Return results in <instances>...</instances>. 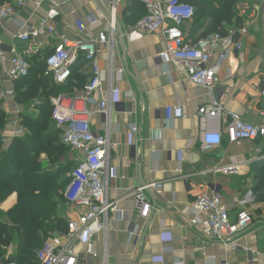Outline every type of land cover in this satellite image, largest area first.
<instances>
[{"label": "crops", "instance_id": "crops-1", "mask_svg": "<svg viewBox=\"0 0 264 264\" xmlns=\"http://www.w3.org/2000/svg\"><path fill=\"white\" fill-rule=\"evenodd\" d=\"M11 1L0 0V5ZM185 1L197 11L192 20L184 24L185 33L194 39L209 32L214 24L215 2L194 0L199 4H192L191 0ZM57 3V33L73 36L75 21L84 19L89 13L102 18L96 25L87 27L86 38H95L98 32L106 29L110 0H57ZM49 5L47 0H30L24 8L1 22L0 45H8L11 49L8 52L0 48V96L13 89V82L7 75L12 50L24 52L36 46L18 43L16 34L42 18ZM143 7L137 0L116 1L117 36L135 24L144 13ZM229 9L235 11V16L229 24H224V33L239 37L241 47L232 50L222 63L220 74L224 75L230 69L232 77L222 79L211 90L193 84L182 87L178 82L180 72L171 62H163L159 57L164 48V39L159 32L146 34L130 44L121 43L117 37L114 64L123 66L125 72L118 82L122 93L114 97L110 108L109 124L98 112L96 104H90L89 109L91 130L96 134H105L108 130L110 135L109 164L116 168L118 177L108 182L109 198L117 202L123 211V219L117 221L110 215L105 249L103 235L99 233L94 237L93 248L97 256L87 254L77 243V264H103L105 258L107 264H264V241L257 237L264 229V200L259 198L260 192L264 191V138L230 144L224 137L219 146L206 149L199 139L198 109L212 101L219 103L222 110L219 116L208 118L207 126L211 130L219 125L223 130L226 114L230 111L251 124H260L264 115V94L261 93L264 90V0H229ZM240 28H246V33H238ZM53 44L51 39L37 52L27 54L31 67L45 57ZM108 51L105 46L97 54L102 69L108 66ZM75 67L77 74L89 79L88 62L79 58L72 64L71 73ZM79 91L75 89L74 94ZM10 97H0L9 116L4 130L7 141L24 133L17 123L20 111ZM174 104H183L186 116L167 121L164 108ZM132 123L137 124L140 131L129 144L127 133ZM178 150H183L181 161L177 158ZM39 161L45 165L46 155L41 154ZM223 164H236V170L226 174L214 170ZM157 182L162 183V192L149 196L152 204L149 218L140 219L130 193L142 184ZM212 190L223 196L232 216L237 211V199L248 191L254 196L256 205L251 213L257 224L237 236L240 246L236 249L213 241L201 242L198 229L190 223L195 215L194 199L198 194ZM13 195L12 204L4 207ZM16 197V193H12L0 208L11 209ZM81 211L66 202L59 212L68 220ZM137 226L144 228L142 240L129 237V232Z\"/></svg>", "mask_w": 264, "mask_h": 264}, {"label": "built area", "instance_id": "built-area-1", "mask_svg": "<svg viewBox=\"0 0 264 264\" xmlns=\"http://www.w3.org/2000/svg\"><path fill=\"white\" fill-rule=\"evenodd\" d=\"M29 1L12 0L0 5V24L24 8ZM47 1L50 5L45 15L15 36L18 43H33L36 44L35 48H28L24 52L13 49L7 75L10 82L28 75L30 63L27 54L37 52L51 39L54 40V44L44 58L45 72L52 76L55 84H63L68 80L71 66L79 58L90 64V77L81 91L72 96L59 94L51 99L52 117L60 130L61 141L78 154L77 164L63 190V197L70 206L80 208L82 211L74 219L67 220L65 232L50 236L36 251L39 264H77L78 255L75 250L77 243L83 246L87 254L97 256L93 248L94 237L99 233L103 235L105 249L110 215L117 221L123 219V211L115 200L109 198L108 182L118 177L116 168L109 164L112 148L110 135L108 130L105 134H96L91 130L89 109L90 104H96L98 112L109 124L108 115L114 97L122 93L118 82L125 72L123 66L116 67L114 64L119 39L122 37L125 43L130 44L141 40L146 34L159 32L164 39V48L159 52V57L163 62H171L180 72L178 82L182 87L186 88L188 84H193L207 90L213 89L222 79L232 77L230 69H227L224 75L220 74L222 63L232 50L241 47V42L233 33L211 32L194 39L189 38L183 26L192 20L195 9L183 0H137L144 6L146 12L134 25L125 29L121 36L116 35L117 0H110L106 29L98 32L95 38H86L87 27L96 25L102 18L89 13L84 19L75 21L76 31L73 36H68L57 33L55 29V21L59 14L57 0ZM238 33H246V28H240ZM105 46L109 49L108 66L102 69L98 64L97 54ZM261 93L264 94V90ZM13 94V89H10L0 97ZM221 110L220 104L216 101L198 109L199 139L204 149L219 146L224 137L230 144L264 138V115L260 124H251L243 121L238 113L230 111L226 114L227 123L223 130L220 125L215 130L209 129L208 118L219 116ZM164 111L167 121L186 116L183 104L167 105ZM139 131L140 127L137 124L130 125L127 133L129 144L134 142ZM182 156L183 150H178L179 161L182 160ZM214 170L224 174L234 172L236 164H223ZM161 192L162 183L157 182L142 184L130 193L140 219L149 218L152 209L149 196ZM255 205L254 196L248 191L237 199V211L232 216L230 208L219 192L214 190L204 192L198 194L192 203L195 215L190 223L198 229L201 242L206 244L213 241L223 247L236 249L240 246L237 236L257 224L251 213ZM144 234V228L137 226L129 232V237L142 240ZM245 249L248 251V248ZM105 259L103 264H107ZM8 264L14 263L10 261Z\"/></svg>", "mask_w": 264, "mask_h": 264}, {"label": "trees", "instance_id": "trees-1", "mask_svg": "<svg viewBox=\"0 0 264 264\" xmlns=\"http://www.w3.org/2000/svg\"><path fill=\"white\" fill-rule=\"evenodd\" d=\"M213 1L217 5L214 24L206 34H225L224 24L230 23L235 11L229 9V0ZM191 3L199 4V1L191 0ZM145 12L144 8L142 15ZM196 14L197 11H194V16ZM239 22L237 18V24ZM44 58L39 59L32 67L30 65L28 75L13 82L14 98L24 107V111L19 112V118L25 133L13 136L10 141L4 136L9 116L0 102V204L12 193L17 196L11 209L4 211L0 208V264H8L10 261L14 264H39L36 251L55 232H65L67 228V218L61 215L58 205L66 203L63 190L70 177L55 180L57 172L39 161L41 154L49 157L54 152L46 144L49 135L60 137V130L56 125L50 128L49 120L53 111L51 97L61 92L53 87L49 91L45 88L53 85L64 87L67 90L64 95L72 96L75 89H83L87 76L77 74L76 66L66 82L55 84L52 76L45 74ZM37 96H40L41 103L34 104L33 108L39 114H28L26 111L31 108L33 98ZM61 145L69 148L62 141ZM259 195L264 200V191ZM13 197L14 195L4 203V207L12 204ZM9 247L12 249L11 255Z\"/></svg>", "mask_w": 264, "mask_h": 264}, {"label": "rangeland", "instance_id": "rangeland-1", "mask_svg": "<svg viewBox=\"0 0 264 264\" xmlns=\"http://www.w3.org/2000/svg\"><path fill=\"white\" fill-rule=\"evenodd\" d=\"M30 74H32V72ZM52 87L58 90V92H61V94H64V92H67V90L64 87H57L54 85L49 86L48 88H45V90L49 91L53 89ZM51 98H53V96ZM10 99L11 101L15 102L20 112L24 111V107L21 104L17 103V100L14 98V94L10 97ZM32 102H33V105L31 104L30 106L31 108H29L26 112H28V114H39L38 111H34V109L32 108L34 104L41 103L40 96L34 97ZM4 103H5V100H4ZM4 106L5 107L7 106L6 103L4 104ZM18 116H19V113H18ZM17 123H18V126H22L20 123V119L19 120L17 119ZM49 126L50 128L55 127V122L53 120V117L49 120ZM22 129H23V132L25 133V129L23 128V126H22ZM46 141H47L46 144H49L51 148L54 150V152H52L49 157L46 156V162H47L46 164L49 168H51L52 171L57 172L56 173L57 176L55 180L60 181L64 178L70 177L71 173L74 170V167L77 164V155H78L77 152L61 145L60 137L57 138L55 135H49V138ZM45 180H48V179H45ZM60 208H61V205H58L59 211H60ZM257 237L260 241L261 240L264 241V229L257 233ZM11 250H9L10 251L9 255L12 254Z\"/></svg>", "mask_w": 264, "mask_h": 264}, {"label": "water", "instance_id": "water-1", "mask_svg": "<svg viewBox=\"0 0 264 264\" xmlns=\"http://www.w3.org/2000/svg\"><path fill=\"white\" fill-rule=\"evenodd\" d=\"M121 35H122V32H121ZM120 41H121V43H124V41H123V38H122V37L120 38ZM0 48H1V49H3V50H6V51H8V52H9V51H10V49H11V48H10V46H8V45H5V44H3V45H0ZM216 88H217V89H219V88H221V86H217ZM221 89H222V88H221Z\"/></svg>", "mask_w": 264, "mask_h": 264}]
</instances>
